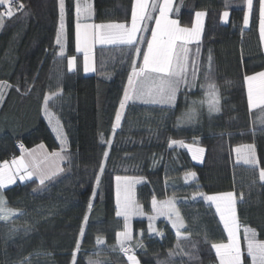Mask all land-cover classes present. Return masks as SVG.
I'll return each mask as SVG.
<instances>
[{
  "label": "trees",
  "instance_id": "trees-1",
  "mask_svg": "<svg viewBox=\"0 0 264 264\" xmlns=\"http://www.w3.org/2000/svg\"><path fill=\"white\" fill-rule=\"evenodd\" d=\"M22 1L29 14L5 17L0 28V81L13 86L0 106V163L22 152L17 147L19 141L25 149L39 143L51 151L61 149L52 121H59L65 132L64 148L70 163L65 161L64 171L43 188L33 178L0 192L8 208L23 212L8 222L0 221V264H21L26 257L30 264H71L82 225L85 235L77 264H88L89 258L100 259L101 264H128L116 243V233L124 230L123 217L115 215L116 176L142 179L136 197L148 213L152 212L153 197L158 201L177 197L185 223L180 231L190 234V239L181 240V248H176V229L171 223L152 221L157 231L149 233V219L134 220L132 245L140 264H219L211 244L227 241V232L214 203L202 197L193 200L198 193H243V201L236 205L241 237L247 227L264 240V182L258 178L259 167H264V110L249 111L243 79L264 70L259 0L253 2L248 28L243 22L246 0H174L171 16L181 26L190 27L196 11L206 12L202 39L192 45L190 53V58L199 62L200 80L196 87H181L174 105L130 101L115 133L112 125L131 72L134 49L98 45L95 70L87 74L83 54L76 49V0H65L63 57L58 56L61 47L55 42L59 0ZM132 4L133 0H92L91 20L129 22ZM224 11H229L226 22L221 19ZM147 23L149 31L142 33L146 40L155 25L154 20ZM140 47L146 49V43ZM209 56L211 79L205 80ZM70 57H76V70L68 68ZM137 62L142 63V56ZM211 82L219 89L220 111L210 114L207 104L199 102L206 99L201 85ZM57 92L60 96L49 101L46 113L45 95ZM192 108L196 116L188 122L186 114ZM170 141L203 147V159L194 160L188 147L170 146ZM243 144L255 146L256 169L237 163L234 148ZM105 151L109 156L97 186ZM189 173H195V179L186 181ZM94 189L97 195L93 198ZM90 199L93 208L89 213ZM86 213L89 221L84 224ZM13 226L18 231H11ZM98 236L104 240L101 245L96 244ZM137 241H142L144 248H135ZM170 251L175 255L169 256ZM243 262L251 264L246 253Z\"/></svg>",
  "mask_w": 264,
  "mask_h": 264
},
{
  "label": "snow or ice",
  "instance_id": "snow-or-ice-1",
  "mask_svg": "<svg viewBox=\"0 0 264 264\" xmlns=\"http://www.w3.org/2000/svg\"><path fill=\"white\" fill-rule=\"evenodd\" d=\"M248 12L245 13L243 22L245 25L249 23V16L253 8V0H246ZM0 7L5 10L0 12V28L4 26V19L12 18L16 13H24L25 5L17 0H0ZM15 7V12L13 8ZM227 7V3H226ZM173 0H133L131 8V23H81V17L88 19L91 16L92 6L90 4H81L80 0H76L75 4V37L77 51L84 53V71L94 70L90 67L93 49L96 45H124L130 49H134L132 55V67L128 76L127 85L124 88L123 97L120 100L119 109L115 114V122L112 125L113 132L121 127V120L124 117L125 109L128 103L140 101L144 104H160L174 105L177 93L180 87H193L198 78L201 69L199 62L195 58H190L191 49L189 44L200 42V38L204 29L205 11H196L195 20L191 27L181 26L177 19H171L169 13L173 12ZM175 11H179L178 8ZM153 12L158 15L153 16ZM228 11L222 13L221 19L227 20ZM155 26L151 28V38L147 39L142 33L149 31L148 23L153 21ZM259 34L261 43H264V0H259ZM65 37V0H59V28L56 35V44L60 45L61 51L59 57H63V40ZM146 43V49L140 47ZM199 48L197 47V55ZM142 56V63L138 65V58ZM75 57L68 59V68L72 70ZM205 80L211 79V56H209L208 68L203 72ZM247 85V103L249 111L260 108L264 110V71L256 72L252 75H244L243 77ZM12 85L6 81H0V102L3 101L5 89L11 88ZM205 88V100L199 103L207 104L209 113L220 111V96L218 86L214 83H208ZM16 90L20 91L19 85ZM31 90L28 86L27 91ZM61 93H53L45 95L44 105L47 113L49 101L56 99ZM193 101V104H196ZM196 116V109L192 108L186 114V119L191 122ZM57 131L58 139L61 141L60 151L46 152L43 151L44 145L37 146L36 149L28 150L20 145L22 154L14 157L11 162L4 161L0 163V190L6 184H14L17 176L21 181L31 180L33 177L38 178L40 186H46L47 181L53 180L56 176L64 171L61 166L62 162L68 161L70 157L66 154L64 145L66 139L59 131V126L54 128ZM103 140V136H101ZM111 146L112 141H107ZM170 146L179 144L181 147H188L193 152V159H199L200 154L204 152L203 148L192 149L190 145H184L182 141H170ZM237 153V163H242L250 168L256 169L259 165L258 158L255 153L254 145H245L235 149ZM109 152L103 153V159L99 166V174L96 176V185L99 186L101 175L105 171ZM195 173L186 175L185 180L195 179ZM258 178L260 182H264V167H259ZM116 213L117 217H123L124 230L116 233V243L119 252L127 257L129 264H140L135 255L132 245L133 234L130 227V219L133 215H142L141 206L136 203L132 190L136 183L140 180L131 177L116 176ZM97 195L93 190V198ZM202 197L205 201L215 204L216 212L219 214L220 221L223 223L224 230L227 232V242L212 243L211 247L215 249L219 258V264H244L242 260V252L239 243V222L237 217L236 205L243 201V193L239 196L235 192H227L216 195L206 196L203 193L193 195V200ZM93 208L92 200L88 203V212ZM152 208L158 215L167 216L172 221V227L176 229L177 244L176 248H181V240H189L190 234L181 233L180 229L184 228L183 218L175 207L174 200L158 202L155 197L152 200ZM17 215H23L22 211L14 210L7 207V201L0 195V221L8 222ZM173 217H175L173 219ZM150 223L148 226L149 233L156 232L152 221L156 216L148 217ZM89 221L88 213L84 216V224ZM27 231V229H25ZM11 231L18 229L13 226ZM143 233H141L142 235ZM85 235V227H80L79 238L76 240L75 249L72 252L71 264H77V253L81 250V241ZM244 240L246 241V251L248 257L251 258V264H264V241L257 239V233L254 229L245 227ZM104 240L101 237L96 238V244L101 245ZM135 248H144L142 241L135 243ZM192 248L195 250L196 244L193 243ZM113 251L116 249L113 248ZM191 255L189 253H184ZM36 255H40L39 252ZM173 251L169 252V256H173ZM21 264H30L29 258H25ZM88 264H101L100 259L89 258Z\"/></svg>",
  "mask_w": 264,
  "mask_h": 264
},
{
  "label": "rangeland",
  "instance_id": "rangeland-1",
  "mask_svg": "<svg viewBox=\"0 0 264 264\" xmlns=\"http://www.w3.org/2000/svg\"><path fill=\"white\" fill-rule=\"evenodd\" d=\"M229 12V11H228ZM91 63H92V60L90 61ZM75 70V69H74ZM262 71H264V70H262ZM258 72H260V71H258ZM250 75V74H249ZM50 114V113H49ZM51 116V115H50ZM58 122V123H57ZM52 121V127H53V129L54 128H57V126H59V131L63 134V137L65 138V132H64V130H63V128H62V126H61V124H60V122L59 121ZM55 133H56V135L58 136V134H57V131H55ZM188 145H190V146H192V149L193 150H195L196 148H203V147H201V146H196V145H192V144H188ZM245 146V145H244ZM239 147V146H238ZM240 147H242V146H240ZM26 149H28V148H26ZM30 149V148H29ZM28 149V150H29ZM204 149V148H203ZM191 152V154H192V156H193V152L192 151H190ZM21 154H22V152L19 154V155H17L16 157H19V156H21ZM203 159V153L202 154H200V156H199V159H196V161H201ZM237 160V159H236ZM4 161H8L7 159L6 160H4ZM3 161V162H4ZM3 162H1V163H3ZM9 162H11V161H9ZM121 177H125V176H121ZM126 177H131V176H126ZM33 178H36V177H33ZM32 178V179H33ZM131 178H134V179H138V180H140V183L142 182V179L141 178H137V177H131ZM38 179V178H37ZM188 180H192L191 178L190 179H188ZM26 181H28V180H26ZM18 182H25V181H21L20 179H19V176H17V179H16V182L14 183V184H16V183H18ZM140 183H136L135 185H134V187H133V190H132V195H133V197H134V199H135V201H136V203L137 204H139L140 206H141V212L143 213L142 215H133L132 217H131V219H130V227H131V231H132V234H133V221L134 220H136V219H148V217L149 216H156V219L154 220V221H156V220H166V221H168L169 223H171L172 224V221H170L169 219H168V217L167 216H164V215H158L156 212H154V210H153V208H152V212H150V213H148V212H146L144 209H143V207H142V205L137 201V197H136V188H137V186L140 184ZM14 184H6V186L2 189V190H4L5 188H7V187H9V186H11V185H14ZM2 190H0V192L2 191ZM230 192H232V191H230ZM224 193H227V192H224ZM218 194H221V193H218ZM1 195V194H0ZM210 195H216V194H209V196ZM167 200H174V202H175V207H176V209L179 211V209H178V207H177V197H175V196H170V197H168V198H166V199H164V200H161V201H158V202H163V201H167ZM180 213V212H179ZM180 216H181V214H180ZM182 217V216H181ZM175 217H173V219H174ZM238 222H239V220H238ZM184 225H185V223H184ZM183 229V228H182ZM241 229H242V227H239V233H238V236H239V243H240V247H241V252H242V260H243V254L244 253H246L247 254V251H246V241L244 240V237L242 238L241 237ZM181 230V229H180ZM258 239V238H257ZM259 240V239H258ZM261 241H264V240H261ZM225 243L227 242V241H224ZM140 262V261H139ZM129 264V263H128Z\"/></svg>",
  "mask_w": 264,
  "mask_h": 264
},
{
  "label": "crops",
  "instance_id": "crops-1",
  "mask_svg": "<svg viewBox=\"0 0 264 264\" xmlns=\"http://www.w3.org/2000/svg\"><path fill=\"white\" fill-rule=\"evenodd\" d=\"M80 2H81V4L83 5V4H85V3H87V4H90L91 6H92V12H91V16H92V14H93V5H92V0H80ZM253 2H254V0H253ZM173 3H174V0H173ZM245 5H246V12H248V8H247V4H246V2H245ZM1 12V11H0ZM91 16H90V18H88V19H84L83 17H81V23H94V24H100V23H97V22H95V21H93V20H91ZM251 16H252V11H251V13H250V16H249V23H248V25H245L244 24V26L246 27V28H248L249 26H250V22H251ZM169 17L171 18V19H174L172 16H171V13H169ZM228 19H229V16H228V18H227V20L226 21H228ZM194 20H195V18H194ZM205 21H206V16L204 17V25H205ZM225 21V20H224ZM225 21V22H226ZM101 23H121V22H101ZM127 23H131V20L129 21V22H127ZM155 26V25H154ZM191 27V26H190ZM202 36H203V32H202V35H201V38H200V41H201V39H202ZM151 38V37H150ZM196 42H192L191 44H189V48L191 49V47H192V45L193 44H195ZM98 45H96L95 47H94V49H93V53H92V63L90 62V67L92 68V69H94L95 70V67H94V52H95V48L97 47ZM106 46H108V45H106ZM262 47H263V50H264V43H262ZM79 53H82L83 54V62H84V53H83V51H79ZM71 58V57H70ZM76 58V57H75ZM74 67H73V69H72V71L75 69L76 70V67H77V61H76V59H75V62H74ZM83 70H84V67H83ZM94 70H90V71H88V72H85V73H87V74H89V73H92V72H94ZM262 71V70H261ZM254 74V73H253ZM250 75H252V74H250ZM199 77L197 78V80H196V82H195V86H193V87H196V85H197V83L199 82ZM127 85V84H126ZM245 85H246V83H245ZM181 87H183V85L181 86ZM180 87V88H181ZM8 89L9 88H6L5 89V95H4V97H3V100H4V98H5V96H6V94H7V91H8ZM246 92H247V85H246ZM3 102V101H2ZM2 102H0V106H1V103ZM130 103V102H129ZM128 103V104H129ZM127 108V107H126ZM126 110V109H125ZM123 119V118H122ZM121 122H122V120H121ZM41 144H43L44 145V149H43V151H46V152H49V153H51V152H55V151H60V149H58V150H54V151H51V150H49L48 148H47V146L44 144V143H39V144H37V145H35V146H33V147H31L29 150H32V149H36L37 148V146H39V145H41ZM244 145H247V144H243V145H238L239 147L240 146H244ZM238 146H236L235 148H234V152H235V157H236V159H237V153H236V151H235V149L236 148H238ZM65 162V161H64ZM64 162H62V164H61V166L63 167V164H64Z\"/></svg>",
  "mask_w": 264,
  "mask_h": 264
},
{
  "label": "built area",
  "instance_id": "built-area-1",
  "mask_svg": "<svg viewBox=\"0 0 264 264\" xmlns=\"http://www.w3.org/2000/svg\"><path fill=\"white\" fill-rule=\"evenodd\" d=\"M20 2H22L23 3V1L22 0H17V3H20ZM24 4V3H23ZM15 9V7L13 8V10ZM5 9L4 8H2V7H0V11L2 12V11H4ZM20 145H23L24 146V144L21 142V141H19L18 143H17V147H18V149H20L21 150V147H20ZM15 157V155L14 154H12V155H10L9 157H8V161H12V159Z\"/></svg>",
  "mask_w": 264,
  "mask_h": 264
}]
</instances>
